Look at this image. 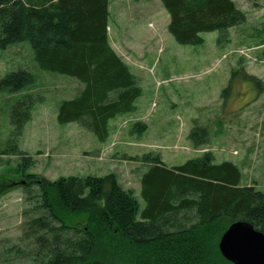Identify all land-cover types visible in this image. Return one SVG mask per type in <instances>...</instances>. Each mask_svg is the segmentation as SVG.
<instances>
[{
    "label": "trees",
    "instance_id": "obj_1",
    "mask_svg": "<svg viewBox=\"0 0 264 264\" xmlns=\"http://www.w3.org/2000/svg\"><path fill=\"white\" fill-rule=\"evenodd\" d=\"M160 1L170 16L168 32L182 46L203 45L202 35L213 32L224 45L229 31L246 21L232 0ZM109 6L110 0H0V52L28 42L43 70L75 79L81 92L59 104L58 123H77L101 143L109 138V122L133 113L142 96L139 80L110 45ZM238 75L233 72L222 97ZM242 79L264 93L263 81ZM34 83L20 70L6 75L0 89L14 94ZM36 102L26 95L10 113L8 148L15 155H22L19 140ZM146 130L144 124L134 129ZM210 138L200 126L188 136L196 148ZM22 162L19 181L26 182L28 208L15 249L32 264H232L219 250L231 224L247 222L264 234V192L241 186L238 166L214 164L210 153L173 168L144 156L143 210L113 174L51 182L27 173L30 158Z\"/></svg>",
    "mask_w": 264,
    "mask_h": 264
},
{
    "label": "rangeland",
    "instance_id": "obj_2",
    "mask_svg": "<svg viewBox=\"0 0 264 264\" xmlns=\"http://www.w3.org/2000/svg\"><path fill=\"white\" fill-rule=\"evenodd\" d=\"M144 3L112 0L109 42L139 80L142 96L133 113L109 122L104 143L77 123H58L59 104L81 92L75 79L43 70L28 42L0 52V81L20 70L35 78L18 93L0 89V264H32L15 249L28 208L23 185L9 188L22 179L23 158L32 160L27 173L51 182L113 174L141 210V180L149 169L141 159L147 155L173 168L210 153L214 164L238 166L241 186L264 192V93L242 79L246 74L264 82V0H237L245 23L229 31L224 45L213 32L202 35L200 46L179 45L168 32L166 12ZM233 72L239 75L222 97ZM26 95L37 102L19 140L22 155H15L8 148L10 113ZM137 124L147 130L136 133ZM196 126L209 131L208 145L196 148L189 141Z\"/></svg>",
    "mask_w": 264,
    "mask_h": 264
},
{
    "label": "water",
    "instance_id": "obj_3",
    "mask_svg": "<svg viewBox=\"0 0 264 264\" xmlns=\"http://www.w3.org/2000/svg\"><path fill=\"white\" fill-rule=\"evenodd\" d=\"M25 184L14 183L9 188ZM219 250L232 264H264V234L247 222H234L222 236Z\"/></svg>",
    "mask_w": 264,
    "mask_h": 264
},
{
    "label": "crops",
    "instance_id": "obj_4",
    "mask_svg": "<svg viewBox=\"0 0 264 264\" xmlns=\"http://www.w3.org/2000/svg\"><path fill=\"white\" fill-rule=\"evenodd\" d=\"M235 5L237 6V0H232ZM146 2V3H144ZM138 3H144V5H148V6H154L155 8H159L160 11H165L168 18H169V23H170V16L168 14V12L166 11L165 7L163 6L162 2L160 0H145V1H141V2H138ZM111 4H112V0H110V6H109V12L111 11ZM157 6V7H156ZM239 10L241 9L240 7H237ZM110 16H111V12H110ZM110 24H111V21H110V17H109V22H108V33L110 32L111 30V27H110Z\"/></svg>",
    "mask_w": 264,
    "mask_h": 264
}]
</instances>
